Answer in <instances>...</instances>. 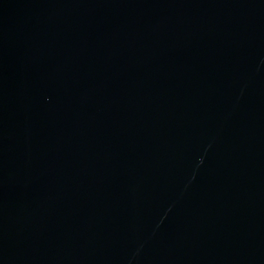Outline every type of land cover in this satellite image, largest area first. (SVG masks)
<instances>
[{
  "label": "water",
  "instance_id": "water-1",
  "mask_svg": "<svg viewBox=\"0 0 264 264\" xmlns=\"http://www.w3.org/2000/svg\"><path fill=\"white\" fill-rule=\"evenodd\" d=\"M0 264H264V0H0Z\"/></svg>",
  "mask_w": 264,
  "mask_h": 264
}]
</instances>
